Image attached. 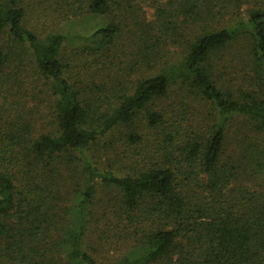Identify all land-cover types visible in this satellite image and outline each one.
<instances>
[{"label":"trees","instance_id":"16d2710c","mask_svg":"<svg viewBox=\"0 0 264 264\" xmlns=\"http://www.w3.org/2000/svg\"><path fill=\"white\" fill-rule=\"evenodd\" d=\"M81 1L76 12L85 10L109 21L80 52V85L65 76L70 67L60 58L64 36L41 39L26 26L22 0H0V72L22 62L16 48L27 49L33 73L24 78L16 66L5 83L32 92L35 105L40 98L36 100L33 80L48 86L58 130L33 135L31 127L10 121L0 127V256L27 264H60L52 247L61 244L72 264H99L84 244L96 219L97 187L105 186L118 192L116 203L108 205L113 212L108 209L103 215L107 226L126 232L119 239L127 238V223L138 228V250L120 264H264V197L252 194L241 203L228 194L244 165L264 171V146L260 149L255 142L264 136V8L225 25L230 11L249 0H158L155 22L142 14L143 0ZM156 30L162 33L158 44L164 46L182 32L183 60L138 80L127 78L125 91L116 69H126L129 77L140 66H152L159 56L150 39ZM5 38L12 46L9 52L1 44ZM244 38L255 45L252 61L256 69L260 65L261 76L251 80L252 91L235 99L218 84L215 59ZM120 54H127L125 68L123 60L116 62ZM175 84L194 91L218 115L208 135L188 129L184 119L150 108ZM0 87L6 89L4 83ZM143 112L145 134L132 131L125 140L126 146L137 147L141 168L119 177L88 161L83 188L63 193L74 176L61 177L60 163L72 162L78 152L133 124ZM233 117L250 127L240 150V159L249 161L242 164L224 159L226 127ZM68 196L72 200L64 212L69 229L62 238L57 203Z\"/></svg>","mask_w":264,"mask_h":264},{"label":"rangeland","instance_id":"374dc122","mask_svg":"<svg viewBox=\"0 0 264 264\" xmlns=\"http://www.w3.org/2000/svg\"><path fill=\"white\" fill-rule=\"evenodd\" d=\"M157 3L158 0H143L140 3L139 6L143 9L142 14L147 21L155 22L157 20L155 9ZM22 4L26 11V26L41 39H45L49 35L64 36L60 58L62 62L70 67L66 70L65 76L72 83H80L81 85L79 80H84V78L79 75L81 70L79 65L82 64L80 52L85 47L93 44L92 36L94 32L108 23V17L88 14L85 10L76 12L78 6H83L81 0H76V2L75 0H22ZM259 8H264V0H249L238 5L230 11L224 24L230 25L246 16L249 10ZM180 33L182 34L179 30L178 36L171 39L169 44H165V46L164 43L158 44V40L161 39V31L156 30L151 33V43L155 42L156 52L159 54L158 57L153 58L152 66H140L135 73L129 74V77H127L126 69H121L120 66L116 69L115 74L124 82L125 91L127 89V78L129 82L138 80L144 76L152 75L166 65L179 64L183 60L186 47L179 44L184 40L181 38ZM184 34L188 38L189 31ZM1 44L8 52L12 48L7 38L3 39ZM254 46L252 39L244 38L223 51L215 59L214 75L218 79V84L225 91L230 92L235 99L240 98L244 92L252 91L254 81L251 82V80L257 75L258 77L261 76L260 65L259 69H256L253 63L255 61L253 56ZM15 51L20 55L22 62L16 63V65L13 64L11 68L0 72V84L4 83V86H6V89L0 90V127H4V124L10 121V123L22 124L24 129L25 126L31 127L33 135L41 133L55 134L58 130L54 119V99L50 97L52 96L50 88L33 80L38 90L35 95L36 100L38 101L40 98V102L35 105L32 101V92L25 93L24 89L18 90L15 87L17 84L9 86L5 83V79L13 71L12 68L18 66L24 78H27V73H33L35 68L33 59L27 49L16 48ZM126 55L120 54L116 58V62L123 60V68H125L127 62ZM24 81L25 79L22 84L25 83ZM14 87L15 89L11 90ZM45 93H47V96ZM15 96L20 98L15 99ZM150 108L163 111L167 117L176 116L174 119H184L186 123V126H184L195 133L208 135L214 125L218 123V115L212 106L194 91L181 84L173 85L168 95L153 102ZM143 117L144 112L133 124L121 126L108 137L103 138L96 146L84 150L83 153L78 152L77 155H74L75 158L72 162H68V160H65L64 164L61 162L59 167L61 177L74 176L73 180L64 185L62 192L68 194L74 191V188H83L84 181L88 179V175L83 172V168L88 161L99 171H111L119 177H123L129 171L132 172L133 168L140 169V162H143V160L136 152L137 147H130L129 143L126 146L125 140L127 134L132 131L140 133L143 131L145 134ZM249 129L250 127L248 125L246 127V121L242 118L233 117L228 121L224 151V159H229L227 163L238 162L242 164L249 161L240 159L242 155L240 150L244 143L243 138ZM255 142L262 149L264 136L260 135V138H255ZM251 143L255 144L253 141ZM258 145L255 144V146ZM143 155L145 156V153ZM144 158L146 162V157ZM134 160H137L138 164H135ZM243 168L244 170L239 172V177L236 180L233 179L232 188L228 193L229 196L235 197L241 203L249 200L252 194L255 198H263L264 171L260 170L259 172L258 167L255 165H244ZM117 197L118 192L116 190L105 186L97 187L96 219L92 221L87 232L84 250L94 257L99 264H120L126 257L131 258L138 250V244L136 243L139 240L136 231L138 228H134L127 223V238L119 239L126 232L121 234L122 231L119 228L108 227L107 225L110 222L103 218L108 209L113 212L112 208L109 207L116 203ZM70 200H72V197L68 196L63 203H57L56 217L62 224L58 235L62 238L67 236V230L69 229L68 222L70 221L64 209L71 204ZM109 202L111 205L108 207ZM150 226L149 224L147 228H150ZM52 249L57 263L72 264L68 259V249L65 245L60 244V247H52ZM0 264H27V262L23 259L0 256Z\"/></svg>","mask_w":264,"mask_h":264}]
</instances>
